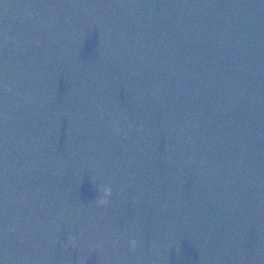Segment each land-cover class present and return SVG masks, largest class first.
Here are the masks:
<instances>
[{
    "label": "water",
    "instance_id": "1",
    "mask_svg": "<svg viewBox=\"0 0 264 264\" xmlns=\"http://www.w3.org/2000/svg\"><path fill=\"white\" fill-rule=\"evenodd\" d=\"M0 264H264V0H0Z\"/></svg>",
    "mask_w": 264,
    "mask_h": 264
},
{
    "label": "clouds",
    "instance_id": "2",
    "mask_svg": "<svg viewBox=\"0 0 264 264\" xmlns=\"http://www.w3.org/2000/svg\"><path fill=\"white\" fill-rule=\"evenodd\" d=\"M78 242H79V238L76 236H73L70 240V245H66L65 247L70 246L72 248H76L78 246ZM131 244H132L133 249H136L139 247V244L135 240L131 241Z\"/></svg>",
    "mask_w": 264,
    "mask_h": 264
}]
</instances>
